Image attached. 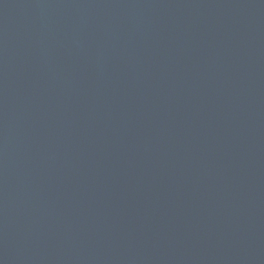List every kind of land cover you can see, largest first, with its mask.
<instances>
[{
	"label": "water",
	"instance_id": "obj_1",
	"mask_svg": "<svg viewBox=\"0 0 264 264\" xmlns=\"http://www.w3.org/2000/svg\"><path fill=\"white\" fill-rule=\"evenodd\" d=\"M0 264H264V0H0Z\"/></svg>",
	"mask_w": 264,
	"mask_h": 264
}]
</instances>
